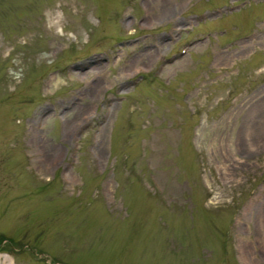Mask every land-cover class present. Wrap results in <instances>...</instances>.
<instances>
[{"label": "rangeland", "instance_id": "obj_1", "mask_svg": "<svg viewBox=\"0 0 264 264\" xmlns=\"http://www.w3.org/2000/svg\"><path fill=\"white\" fill-rule=\"evenodd\" d=\"M0 236V264H264V0H0Z\"/></svg>", "mask_w": 264, "mask_h": 264}, {"label": "trees", "instance_id": "obj_2", "mask_svg": "<svg viewBox=\"0 0 264 264\" xmlns=\"http://www.w3.org/2000/svg\"><path fill=\"white\" fill-rule=\"evenodd\" d=\"M3 236H0V244L2 243L3 239H5Z\"/></svg>", "mask_w": 264, "mask_h": 264}]
</instances>
